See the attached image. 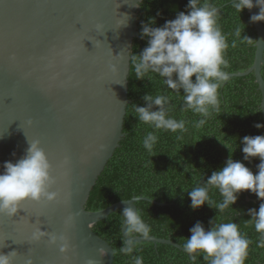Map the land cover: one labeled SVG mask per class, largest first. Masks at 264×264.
Returning <instances> with one entry per match:
<instances>
[{"label":"water","instance_id":"water-1","mask_svg":"<svg viewBox=\"0 0 264 264\" xmlns=\"http://www.w3.org/2000/svg\"><path fill=\"white\" fill-rule=\"evenodd\" d=\"M141 3L0 0V173L5 162L16 163L26 154L28 140H39L56 178L50 191L59 193L55 202L26 201L12 218L0 216V254L15 251V264H26L28 259L32 264H87L90 259L114 264V248L93 228L125 207L138 211L140 201L162 207L173 204L134 197L97 212L86 209L125 136ZM248 13L251 19L259 9L254 6ZM253 25L254 63L230 77L254 73L264 117V22ZM36 227L63 235L68 248L61 252L46 237L33 241ZM122 232L127 243L152 242L184 252L172 240L131 235L126 221ZM100 248L107 254L100 256Z\"/></svg>","mask_w":264,"mask_h":264},{"label":"trees","instance_id":"trees-1","mask_svg":"<svg viewBox=\"0 0 264 264\" xmlns=\"http://www.w3.org/2000/svg\"><path fill=\"white\" fill-rule=\"evenodd\" d=\"M189 0H142L139 12V33L142 23L155 18L154 27H162L166 21L176 18L178 12L187 14ZM216 6L220 12L217 19L222 33L227 37L229 47L225 52L230 74L246 72L254 63L257 34L251 22L248 9L240 14L231 6V0H200V3ZM236 27L242 35L256 41L251 44L241 42L233 33ZM236 46L232 47V41ZM147 46L146 39L135 38L132 56L139 55ZM135 62L131 60L129 76V98L123 132L125 136L99 177L87 202L86 209L91 212L101 211L118 202L128 201L134 197H146L159 203H173L159 206L148 201L137 202L138 214L150 227V236L176 242L183 247L189 238L190 229L201 222L208 230L209 221L217 216V223H237L241 233H246L252 241L249 246L245 264H264V248L257 247L260 234L255 231L254 223L248 210H259L261 201L251 192H241L237 202L218 213L207 204L200 209L192 210L188 191L201 186L213 171L222 168L229 156L240 161L253 174L258 172L259 158L244 160L242 138L245 136H264V128L257 129L255 124L264 125L261 110L262 94L256 83L254 73L244 77H230L218 90L219 110H212L205 124L197 127V122L205 119L191 109H186L183 102V91L177 94L167 88L156 73L147 74L143 80H137ZM264 77V66L262 70ZM195 77H193V80ZM145 94L166 95L169 104L168 115L185 121V130L175 133L156 130L138 120L134 105L145 106L142 99ZM153 132L158 140L151 152L143 147L147 133ZM210 197L217 203L222 201L219 191L210 188ZM124 209V208H123ZM123 209L113 213L99 222L94 232L107 241L115 251L114 264H134L133 257H143V264H208L201 255L195 262L188 255L174 246L152 242L131 243L133 252L124 254L120 248L128 244L122 228L126 221ZM136 237L141 234L130 231Z\"/></svg>","mask_w":264,"mask_h":264},{"label":"clouds","instance_id":"clouds-1","mask_svg":"<svg viewBox=\"0 0 264 264\" xmlns=\"http://www.w3.org/2000/svg\"><path fill=\"white\" fill-rule=\"evenodd\" d=\"M231 6L239 14L244 9L251 10L255 6L259 9V14L253 15L251 22H264V0H255V5L253 0H231ZM187 8V14L178 12L175 19L166 21L162 27H154L155 18H149L147 23H142L140 37L147 40V46L131 59L135 62L137 80H143L149 73H156L163 78L167 88L177 94L182 90L186 109H191L205 118L197 122L196 126L200 127L205 124L212 110H219L218 90L230 78V73L224 70L228 67L225 52L229 45L217 22L220 10L216 6L207 2L201 4L200 0H189ZM233 35L241 39V42L251 44L256 41L242 35L239 27L235 28ZM231 46H236L235 39ZM142 99L145 106L134 105L140 122L156 130L173 133L185 130L184 120L168 115V96L153 97L145 94ZM254 127L260 129L264 125L258 123ZM157 140V135L149 132L143 140V147L151 152ZM241 143L245 161L259 158L258 172L253 174L244 163L234 161L230 155L222 168L213 171L201 186L188 191L192 210L207 204L222 213L232 207L239 194L245 191L264 201V136H245ZM28 144L26 154L21 159L16 163L9 161L3 165L4 171L0 173V216L12 218L26 201L36 204L52 203L59 197L57 191H50L56 178L52 175V165L40 147V141L28 140ZM210 188L219 191L221 202L217 203L210 197ZM122 214L130 231L149 238L150 227L137 210L125 207ZM248 215L251 219L247 223H254L255 231L260 234L257 247L264 248V203L260 204L258 211L248 210ZM216 221L217 216L209 221L208 230H205L201 222H197L190 229V237L185 239L184 252L193 262L201 255L208 264H245L252 241L247 238L246 233H241L237 223ZM45 237L49 244L58 246L61 252L68 248L63 235L41 231L40 227H36L32 233L33 241ZM120 251L131 254V242L123 245ZM99 254L104 256L107 251L100 248ZM16 256L15 251L7 255L0 254V264H15ZM133 262L143 264V257L134 256ZM26 264H32V260L28 259ZM87 264H97V261L90 259Z\"/></svg>","mask_w":264,"mask_h":264}]
</instances>
